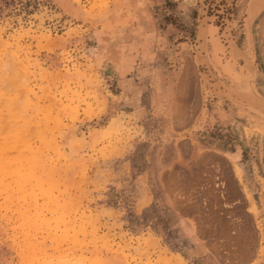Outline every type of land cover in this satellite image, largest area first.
Returning a JSON list of instances; mask_svg holds the SVG:
<instances>
[{
    "label": "rangeland",
    "instance_id": "374dc122",
    "mask_svg": "<svg viewBox=\"0 0 264 264\" xmlns=\"http://www.w3.org/2000/svg\"><path fill=\"white\" fill-rule=\"evenodd\" d=\"M0 264H264V0H0Z\"/></svg>",
    "mask_w": 264,
    "mask_h": 264
},
{
    "label": "bare ground",
    "instance_id": "6f19581e",
    "mask_svg": "<svg viewBox=\"0 0 264 264\" xmlns=\"http://www.w3.org/2000/svg\"><path fill=\"white\" fill-rule=\"evenodd\" d=\"M254 5V4H253ZM255 7H252V11H254L256 9V5H254ZM253 13V12H252ZM251 16H253V14H251Z\"/></svg>",
    "mask_w": 264,
    "mask_h": 264
},
{
    "label": "crops",
    "instance_id": "0c3cea01",
    "mask_svg": "<svg viewBox=\"0 0 264 264\" xmlns=\"http://www.w3.org/2000/svg\"><path fill=\"white\" fill-rule=\"evenodd\" d=\"M173 89V88H172Z\"/></svg>",
    "mask_w": 264,
    "mask_h": 264
}]
</instances>
